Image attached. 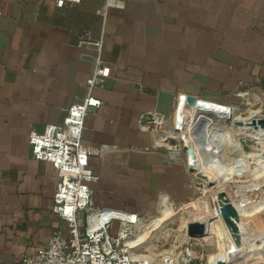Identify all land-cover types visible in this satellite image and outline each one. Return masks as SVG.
<instances>
[{
  "label": "crops",
  "instance_id": "1",
  "mask_svg": "<svg viewBox=\"0 0 264 264\" xmlns=\"http://www.w3.org/2000/svg\"><path fill=\"white\" fill-rule=\"evenodd\" d=\"M101 3L0 0V264H23L54 228L67 232L52 210L56 170L31 155L27 134L83 97L94 51L76 39L85 26L97 34ZM104 29L109 74L83 126L84 141L109 143L89 157L94 200L140 214L161 192L183 202L192 192L184 163L150 145L138 116L169 110L183 93L228 103L243 88L264 93V0H123Z\"/></svg>",
  "mask_w": 264,
  "mask_h": 264
},
{
  "label": "built area",
  "instance_id": "2",
  "mask_svg": "<svg viewBox=\"0 0 264 264\" xmlns=\"http://www.w3.org/2000/svg\"><path fill=\"white\" fill-rule=\"evenodd\" d=\"M67 1L79 0H54L57 6H63ZM113 6H123V0H102L96 8L101 17L97 34H93L92 29L85 26L76 39L77 45L89 46L94 51V63L84 81L83 97L64 108L60 121H48L41 129L31 128L28 131L27 141L31 155L48 160L56 170L52 210L67 222V232L54 228L44 245L34 253L22 255V263L264 264V256L255 252V241L260 247L264 245L259 238L255 239L257 232L264 235V228L262 230L257 227L248 215H243L248 221L243 230L236 221L240 241L236 242L228 230L230 235L225 232L224 237L230 244L229 251L220 252L208 259L210 252L198 247L197 239H204L203 235H189L196 240L187 241L177 252L164 250L157 254L147 249L144 241L134 237L141 227L142 214L95 202L91 183L98 180L99 173L90 165L89 157L101 156L109 143L84 141L83 126L85 115L95 111L102 103V99L94 93V88L102 85L109 74L110 63L102 56V46L105 38L104 23L109 8ZM237 93L241 95V99L236 103L196 95L189 108L183 93L176 97L169 110L142 111L137 125L149 134L152 147H161L169 158L180 159L189 174L199 175L202 156L211 162L217 172L225 173L222 164L225 162L221 161L217 153L226 144L225 135L228 130L237 129L231 122L238 121V116L247 115L254 109V105L260 106L259 116H264V93L252 92L246 88ZM245 109H248L247 114H244ZM243 164L240 158L234 161L237 170ZM218 212L221 215L219 205ZM214 251H218L217 245Z\"/></svg>",
  "mask_w": 264,
  "mask_h": 264
},
{
  "label": "rangeland",
  "instance_id": "3",
  "mask_svg": "<svg viewBox=\"0 0 264 264\" xmlns=\"http://www.w3.org/2000/svg\"><path fill=\"white\" fill-rule=\"evenodd\" d=\"M253 108L254 109H251L249 113L248 109H245L244 114H248L243 115L242 117H250L252 114H256V111H259L260 114V106L254 105ZM262 112L264 113L263 105ZM231 123L232 125H235L233 121ZM243 132L244 130L239 132L236 129L234 131L229 129L227 133L228 139H226V144L228 146L226 147V149H228L229 151L232 150L230 149V146H232L233 144H236L233 145V147H236L238 145V147L240 148L237 157L242 158V160L244 161V164L240 169L241 173H239L241 179L238 181V179L235 180V177L232 176V179L238 182H230V177L232 175L231 173H233V169L224 166V164L223 166L226 169L228 176H222V173L219 172L218 173L220 175L218 176L214 171H212L214 168L210 165V163L205 160L207 169L205 173L207 172L206 174L211 175L212 177L218 176L215 179L216 182H213V178L211 177L207 178L203 175L193 176L188 173L187 180L192 188L191 196L188 197L185 201L176 202L175 204L172 202V200L166 193L161 192L158 204L151 206L150 208H146L142 213L143 218L141 224L143 225L149 222L150 216L159 213L162 208L171 210V214L168 215V218H164V221L161 220L154 228L148 231V237L146 238L147 241L144 240V245L147 249L157 254L164 250H171L177 252L182 246H184L187 241L196 240L192 237H189V233L187 231V222L196 219L198 220L203 217L209 218L207 214H210V212L213 213V207L215 204L216 206H218V197L216 195L219 191L225 192L226 190L227 193L234 192L233 198L234 200H236L237 198H239L236 197V194H238L239 191H242L245 186H247V189L251 190L252 194L254 193L255 195L256 192V197L261 194L259 199L256 198V208L258 209V206H260L262 207V210L256 212L255 214H253L254 212L252 213L249 211V215H247L248 218H251V220L255 222V225L257 227H259L260 229L264 228V165H262V163L258 160L259 158L264 157V148H261L262 150H259V157H257L256 154L254 155L252 152L254 150L256 152V148L263 146V144L259 142V140H256V138H254L253 136L245 134V132ZM227 155L228 159L230 160V163L231 161L235 160L232 151L228 152ZM255 189L256 191L253 192L252 190ZM163 195H165L167 199L165 197L163 203L160 204L161 197ZM248 206L251 205H246L247 209L249 210L251 207L248 208ZM242 210H244V208ZM243 221L244 223L248 222L245 218H243ZM197 240L198 247L202 248L205 252L210 253H213L211 251L216 250V245L218 247L222 244L218 242V238L214 235L208 239L199 238ZM261 248L262 249H258V251L256 252L257 255H259L260 250L264 249V245H262ZM195 263L196 262H192L191 264Z\"/></svg>",
  "mask_w": 264,
  "mask_h": 264
},
{
  "label": "bare ground",
  "instance_id": "4",
  "mask_svg": "<svg viewBox=\"0 0 264 264\" xmlns=\"http://www.w3.org/2000/svg\"><path fill=\"white\" fill-rule=\"evenodd\" d=\"M258 115H259V111H256V114H252L250 117H245L244 118L242 116H238L237 117L238 121L234 122V124L237 126V129H236L237 131L241 132L242 130H244L245 134H249V135L253 136L254 138H256V140H259V142H261L263 144V146L256 148V152H255V150L252 152L254 155L256 154L257 157H259V150L261 148H264V126L260 125L259 123H253V119L256 118ZM227 136L228 135L226 134L225 135V140L228 139ZM233 145H236V144H233ZM233 145L230 146V149H232L230 151L233 152V154H234L233 156L236 159V158H239V157H237V154H238V151L240 150V148L238 147V145L236 147H233ZM226 147H228L227 144H225L224 148H222V150L219 151L217 153V155L219 156L221 161L225 162V164L222 162V164H224V166H227V167L233 169V173H231L232 175L230 177L231 178L230 182L237 183L241 179V177L239 176V173H241V170H237L234 167V161L235 160L231 161V163L229 162L230 160L228 159V155L227 154L230 151L228 149H226ZM201 159H202V168L199 166L198 174L199 175H203V176H205L207 178L211 177V178H213L212 181L216 182L215 179L220 174L215 169H213L212 171H214L218 175L217 177H215V176L212 177L211 175L206 174L207 172L205 173V171L207 169H206V161L205 160H207V159L205 157H203V156L201 157ZM240 159L242 160V158H240ZM258 160H259V162L262 163V165H264V162H263L264 161V157L263 158L261 157ZM242 162L244 163L243 160H242ZM209 163L214 168V166L211 164V162H209ZM224 170H225V173H222V176H226L227 177L228 174L226 172V169L224 168ZM232 176L235 177V180L238 179V181H234L232 179ZM252 187H254V186H252ZM222 189H224V188H222ZM252 191L255 192L256 189L252 190ZM225 192H226V190H225ZM225 192H224L225 197L228 198L235 205V207L237 208V211H238V219H237V221L239 222V219H240L239 226L243 230L244 227L246 228V224L248 223V222L244 223L243 215L244 214L247 215L249 211L252 212V213L254 212L253 214H255L256 212H259V211L262 210V207H260V206H258V209L256 208V198L259 199L261 194H259V196L256 197L255 196L256 192H255V195H254V193L252 194L251 190L247 189V186H245V188L242 191H239L238 194H236V197H239V198L234 200V198H233L234 197V195H233L234 192H232V191H231L232 193H230V192L227 193L226 192L227 194ZM229 196L231 197L232 200L230 199ZM165 197H166L165 195H163L161 197L160 204L163 203V201L165 200ZM166 199H167V197H166ZM246 202H247V204L251 205V206H248V208L251 207L249 210L246 207V205H247ZM243 208H244V210H242ZM170 214H171V210L162 208L159 213L151 215L150 218H149V220H150L149 222H147V223H145L143 225L140 224L141 227L137 231V233L134 235V237L137 236V238H139L141 241L146 240V238L148 237V231L150 229L154 228L164 218H168V215H170ZM203 216H205V215H203ZM207 216H209V218L208 217H203V218L198 219V220L196 219L197 221H201V222H203V224H205V226H204L205 230H204V232L201 235H203L204 239H208V238H210L211 236L214 235L215 237L218 238V240H219L218 242L222 243L221 246H218V251L213 252V253H209V258L208 259H212L214 256L218 255L220 252H225L226 250L229 251L230 244H229L228 241L226 242L224 234H225V232H226L227 235H230V234H229V231H228L227 227L225 226V223L223 221L222 216L219 215L218 206H216V204L213 207V213L210 212V214H207ZM213 217H215V218L212 219ZM262 230H260V232H262ZM197 236H200V235H197ZM256 238H259L261 243H264V235H259V233L257 232L256 235H255V239ZM231 240H232L233 244L235 245L232 237H231ZM258 249H261V247L255 241V252H257ZM259 255L264 256V249L259 251Z\"/></svg>",
  "mask_w": 264,
  "mask_h": 264
},
{
  "label": "water",
  "instance_id": "5",
  "mask_svg": "<svg viewBox=\"0 0 264 264\" xmlns=\"http://www.w3.org/2000/svg\"><path fill=\"white\" fill-rule=\"evenodd\" d=\"M196 95L193 93H185V103L187 105V108L190 107L191 103L194 101ZM253 123H259L260 125L264 126V116H258L253 119ZM191 167V166H190ZM218 197V204H219V210L220 214L223 218V221L225 223V226L227 229L231 232V234L234 236V240L236 242L240 241V236L238 233V226H237V219H238V211L235 205L225 197V194L223 191H219L217 193ZM205 224L201 221L197 220H191L187 224V231L189 235H201L205 230Z\"/></svg>",
  "mask_w": 264,
  "mask_h": 264
}]
</instances>
